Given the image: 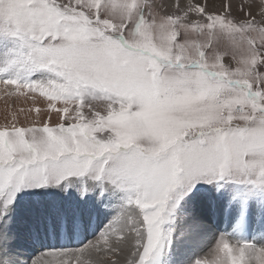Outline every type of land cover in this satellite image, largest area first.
Instances as JSON below:
<instances>
[{
  "label": "snow or ice",
  "instance_id": "obj_1",
  "mask_svg": "<svg viewBox=\"0 0 264 264\" xmlns=\"http://www.w3.org/2000/svg\"><path fill=\"white\" fill-rule=\"evenodd\" d=\"M153 7L0 0V86L38 92L48 118L55 112L61 121L0 129V249L16 195L28 189L82 185L89 201L94 191L103 199L119 194L117 213L79 251L127 252L126 264H157L171 244L165 225L197 184L230 181L264 192V0L259 20L243 3L233 15L231 5L221 14L184 0L177 14L159 19ZM193 34L205 43L190 41ZM219 38L228 49L209 62L202 49ZM92 101H103L102 110ZM31 215L70 242L89 212L37 201ZM229 238L217 241L216 264H242L245 248L255 251L236 240L244 246L237 260ZM0 264L12 262L0 256Z\"/></svg>",
  "mask_w": 264,
  "mask_h": 264
},
{
  "label": "rangeland",
  "instance_id": "obj_2",
  "mask_svg": "<svg viewBox=\"0 0 264 264\" xmlns=\"http://www.w3.org/2000/svg\"><path fill=\"white\" fill-rule=\"evenodd\" d=\"M140 2L153 4L152 11L159 19L160 16L177 14V5L183 3L184 0H140ZM198 2L207 4L208 11L221 14L225 5H231L233 15L239 14L238 6L241 3L244 5L251 4L250 9L245 7V14L251 11L257 20L261 18V0H198ZM178 39L183 41L185 37L181 35ZM189 40L203 44L206 37L193 34ZM226 49H228V41L219 38L212 41L211 48L205 47L202 50L205 51L206 58L211 62L217 51L222 52ZM225 62H228V58ZM12 87L14 86H9V89ZM9 89L0 86V129L12 125L42 127L45 122L52 126L61 122L56 117L55 112L51 113V119L48 118V101L46 98L40 97L38 92L35 94L26 93L25 95L9 94ZM92 103L102 110L103 101H92ZM56 104L57 107L62 106L60 102H56ZM36 109L41 111L37 113ZM85 111L87 112V109ZM70 122L65 121L66 124ZM81 188L82 185L66 186L62 183L59 186L19 192L11 206L12 220L10 224L15 228L18 226L17 223H20L21 209L17 206L22 202L23 204L32 202V204H36L37 201L43 199L45 201L57 199L56 201L66 205L68 210H85L83 203L89 198L88 196L81 197ZM97 194V191L89 193L92 198L101 199L100 203L97 204V200L93 199L92 204L87 206L89 215L86 226L78 238H73L70 242L55 238L51 235V229L48 226L44 223L37 224L31 217L30 223H35V226L28 227L25 235L19 234L21 244L18 250L14 251L16 252L15 255L18 254L17 258L24 259L22 264H104L107 260L109 263H112L113 260L116 261V259L119 260L121 253H106L103 261L94 262L92 256L93 252L96 251L91 249L79 251L84 247V244L97 239L99 233L104 231L123 203L119 194L113 193L111 195L110 199L113 205H108L107 199L99 198ZM23 223L25 222H22L20 229L22 226L24 227ZM26 223H29L28 220ZM168 227L172 228L171 244L165 246L157 264H180V262L182 264H196V261H200L201 264H216L217 256L222 255L216 252L217 241L222 235L230 237V245L233 249L232 256L237 260L241 259L240 247L244 246L238 247L236 240L248 241L249 245L255 244V251L251 248H245L242 264H264V251H262L264 248V192L249 185H237L230 181L197 184L193 192L184 197L174 209L171 223L165 225L166 229ZM6 244L9 245V243ZM97 253L103 255V253ZM117 254L120 256L118 257ZM7 255H11V252ZM14 256H9V258L12 259ZM11 259L7 258L6 260L11 261ZM12 264L20 263L16 261ZM120 264H122L121 260Z\"/></svg>",
  "mask_w": 264,
  "mask_h": 264
},
{
  "label": "bare ground",
  "instance_id": "obj_3",
  "mask_svg": "<svg viewBox=\"0 0 264 264\" xmlns=\"http://www.w3.org/2000/svg\"><path fill=\"white\" fill-rule=\"evenodd\" d=\"M57 191V190H56ZM71 193H72V191H71ZM62 194V193H61ZM98 195V194H97ZM71 196V195H70ZM73 196V195H72ZM53 198V197H52ZM47 199V198H46ZM93 199H95V200H97L98 201V199H96V198H92L91 199V201H84V203H83V205H85V210H87V211H89V208H87V206L89 205H91L92 204V202H93ZM114 199V198H113ZM52 200V199H51ZM57 199H54L53 201H56ZM100 200L101 199H99V202H97V204L98 203H100ZM42 201H45L44 199L42 200ZM77 201V200H76ZM82 201V200H81ZM208 201V200H207ZM96 202V201H95ZM115 202V201H114ZM33 203V202H32ZM32 203H25V204H23V202L22 203H20L17 207H19L20 209H21V212H20V214L21 215H19V222L20 223H17V225L18 226H15V228H13V226H12V224H10V234H9V239H8V242L7 243H9V245H7V244H5L4 246H3V248L2 249H0V256H3V258L6 260L7 258L8 259H11V258H9V256H14L15 254L14 253H16V252H14V251H16V250H18V247L20 246V235L19 234H26L25 232H27L28 231V227H32V226H35V223H30V218L32 217V215H31V212H32V209L35 207V205L36 204H32ZM107 203H108V205H113V202L111 201V199L110 198H108L107 199ZM68 205V204H67ZM71 206V205H70ZM97 207V206H96ZM75 208V207H74ZM100 208V207H99ZM14 209V208H13ZM91 209H93V208H91ZM102 209V208H101ZM94 210V209H93ZM99 211V210H98ZM93 213V212H92ZM95 214H96V212H95ZM94 219V218H93ZM96 219V218H95ZM12 220V219H11ZM26 220H28V222L30 223H26ZM22 222H25V223H23V225H24V227L22 226L21 227V229L19 228L20 227V225L22 224ZM95 222V221H94ZM104 222V221H103ZM42 224V223H41ZM91 224V223H90ZM28 225V226H27ZM89 225V224H88ZM27 226V227H26ZM27 228V229H26ZM90 228H92V227H90ZM191 237V236H190ZM75 239V238H74ZM61 241V240H60ZM207 241H208V239H207ZM196 242V241H195ZM32 243V242H31ZM177 244V243H176ZM204 249V248H203ZM197 250V249H196ZM182 251V250H181ZM200 251V250H199ZM9 252H11V255H7V253H9ZM183 252V251H182ZM203 252V251H202ZM81 255V254H80ZM118 255V257L120 256L119 254H117ZM87 256V255H86ZM106 256V253H103V255H99L97 252H93V256H92V260L94 261V262H98V261H103L102 259L104 258ZM113 256V255H112ZM18 257V254L17 255H15L14 256V258H12L11 259V262L12 263H14V262H16V261H19V263L20 264H22V263H24V262H22L24 259H20V257L19 258H17ZM198 257V256H197ZM42 258V257H41ZM40 258V259H41ZM129 258V256H128V253L127 252H125V253H121V256L119 257V262H120V260H121V263L122 264H124V262H125V260H127ZM112 259V258H111ZM115 259V258H114ZM86 260H87V258H86ZM107 260V259H106ZM105 260V261H106ZM117 260V259H116ZM7 261V260H6ZM100 261V262H101ZM108 261V260H107ZM106 261V263H104V264H112V263H109V262H107ZM114 261V260H113ZM182 261V260H181ZM176 262H177V260H176ZM43 263V262H42ZM101 264V263H100ZM174 264V263H173ZM180 264H182L181 262H180Z\"/></svg>",
  "mask_w": 264,
  "mask_h": 264
}]
</instances>
